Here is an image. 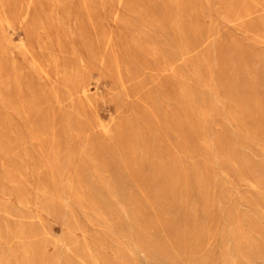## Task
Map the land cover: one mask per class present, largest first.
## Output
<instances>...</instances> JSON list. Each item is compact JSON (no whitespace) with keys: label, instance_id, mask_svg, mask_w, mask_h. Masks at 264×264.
I'll return each mask as SVG.
<instances>
[{"label":"rangeland","instance_id":"obj_1","mask_svg":"<svg viewBox=\"0 0 264 264\" xmlns=\"http://www.w3.org/2000/svg\"><path fill=\"white\" fill-rule=\"evenodd\" d=\"M0 264H264V0H0Z\"/></svg>","mask_w":264,"mask_h":264},{"label":"bare ground","instance_id":"obj_2","mask_svg":"<svg viewBox=\"0 0 264 264\" xmlns=\"http://www.w3.org/2000/svg\"><path fill=\"white\" fill-rule=\"evenodd\" d=\"M240 173V172H239Z\"/></svg>","mask_w":264,"mask_h":264}]
</instances>
